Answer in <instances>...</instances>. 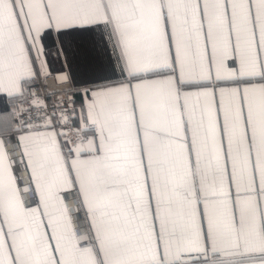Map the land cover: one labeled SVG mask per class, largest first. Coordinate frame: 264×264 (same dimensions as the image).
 Returning <instances> with one entry per match:
<instances>
[{
	"label": "snow or ice",
	"instance_id": "snow-or-ice-1",
	"mask_svg": "<svg viewBox=\"0 0 264 264\" xmlns=\"http://www.w3.org/2000/svg\"><path fill=\"white\" fill-rule=\"evenodd\" d=\"M0 264H264V0H0Z\"/></svg>",
	"mask_w": 264,
	"mask_h": 264
},
{
	"label": "built area",
	"instance_id": "built-area-1",
	"mask_svg": "<svg viewBox=\"0 0 264 264\" xmlns=\"http://www.w3.org/2000/svg\"><path fill=\"white\" fill-rule=\"evenodd\" d=\"M49 83H51V81H49Z\"/></svg>",
	"mask_w": 264,
	"mask_h": 264
}]
</instances>
